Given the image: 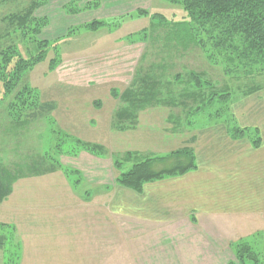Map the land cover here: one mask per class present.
<instances>
[{
    "label": "crops",
    "instance_id": "crops-1",
    "mask_svg": "<svg viewBox=\"0 0 264 264\" xmlns=\"http://www.w3.org/2000/svg\"><path fill=\"white\" fill-rule=\"evenodd\" d=\"M82 1L84 3L98 1L101 7L93 13L101 15L106 21H116L128 13L126 17H130L137 6L136 3H141L143 0ZM59 8L62 10L63 7L59 6ZM80 15L82 14L78 16ZM71 17L75 16L71 15ZM97 90L99 96L96 98L70 95L56 101L52 99L57 106L54 116L64 120L62 129L65 132L78 136L83 142L107 149L116 145L119 149L126 146L124 148L126 152H160V154L155 153L156 156L165 153L169 155L184 149L185 144L189 147L188 143L198 144L201 141L200 136L209 134L208 140L212 139L211 142L215 141L220 147L225 146V150L222 151L223 158L220 157L219 161L212 165L204 154L197 152L196 162L199 167L197 171L183 177L148 183L142 193L117 186L116 179L108 180V174L106 175L110 172L108 159L98 158L86 152H82L77 158H65L70 160L71 168H74L72 167L75 166L74 162L83 168L91 166L92 178L95 180H92L91 184L94 185L95 190H92V197L89 200L84 199V190L74 189L62 172L18 180L13 185L11 195L0 204V223L14 226L23 248L21 262L23 264H116V215L140 221L148 227H162L163 230L159 232L161 234L154 236L155 239L160 238L162 246L165 247L163 251H155L159 254L157 258H160V261L165 258L158 263L229 264L233 262L230 252L223 249V244L217 242L216 232L202 231L201 227H218L215 223L217 216L230 218L252 214L250 209L254 201L262 209L255 214L264 216V195L258 194L260 190L258 185L264 194V186H262L264 185V114L248 116L249 121H257L256 124L244 127L240 124L243 128L263 124V128L258 127L261 129L262 137V145L258 149H254L247 141L228 138L225 126H219L221 129L218 127L219 129L199 128L177 131L170 124V114L164 121L170 128L162 129L160 133L163 135L160 138L158 128L160 130L162 125L159 119L163 111H166L165 108L143 110L138 114L136 128L119 132L116 131L114 124L118 109L116 101H119L112 95L114 89L110 88L109 94L103 92L104 88L99 87ZM146 118L154 119L148 127ZM152 126L154 129H151ZM153 138L157 144L152 143ZM176 140L180 141L181 147L174 148ZM123 142L126 143L123 145ZM135 143L139 145L136 147ZM195 148L198 150L197 147ZM111 167L115 169L113 162ZM252 169H258L259 174H248ZM236 170L241 171L240 174H232ZM224 171L226 174L222 175L221 172ZM260 171L263 173L260 174ZM30 180H46L51 182V186L47 190L37 191L39 189L37 186L41 189L42 185L36 184L37 188L34 187L35 185L28 187L26 181ZM20 189L29 192H25L24 196L19 193ZM28 200H31V203L28 206L23 205ZM106 210L113 216L112 221L110 216L106 215ZM25 212H30L34 219H26ZM192 215H195L197 223L190 221ZM62 217L78 226L59 227ZM204 221L208 226L204 225ZM227 221L233 223V218ZM106 223H110L111 227ZM139 226L142 224L139 223ZM193 226L198 230L191 231L190 227ZM188 233L194 236L185 241L178 239V235L185 238ZM220 237L218 236V240ZM153 245L154 240L151 238L149 245L145 246L150 251L143 256L144 258L134 260V264H154L152 260L156 258L152 255ZM136 246L140 245L136 244ZM180 247L182 251L177 250ZM206 247L209 250H206ZM207 251L212 255L207 254Z\"/></svg>",
    "mask_w": 264,
    "mask_h": 264
},
{
    "label": "trees",
    "instance_id": "trees-1",
    "mask_svg": "<svg viewBox=\"0 0 264 264\" xmlns=\"http://www.w3.org/2000/svg\"><path fill=\"white\" fill-rule=\"evenodd\" d=\"M12 1L15 0H0V5ZM162 1L172 7H181L185 13H182L181 20L167 19L160 13L139 11L137 15L149 17L151 25L140 34L128 37L129 43L142 42L148 45L151 41L154 45L162 41L163 51L170 52L171 49L175 51L166 54L198 49L206 56L209 63L222 65L226 73L232 75H239L241 70L246 71L245 75L249 76L253 73L252 68L254 69L255 66L264 67V0ZM45 3L46 0H31L23 9L9 13L0 19V102L8 101L7 110L15 122L21 123L22 117L24 124L45 120L48 123L50 137L54 136L59 140V143L52 148L47 147L42 160L37 162L32 160L27 172L30 175L43 176L61 171L73 188L78 189L80 173L62 165L60 157L64 155L75 158L80 153L86 152L98 158H106L107 150L102 146L76 139L57 128L51 118V114L56 109L55 103L42 102L39 90L28 82L27 75L47 58L50 49L53 48L56 53L55 58L50 62V69L54 71L61 63L57 46H53L54 43L50 40L41 38L43 29L49 24L47 19H37L35 16L37 10L44 7ZM97 8V2L85 7V9L94 10ZM82 11L84 10L72 8L69 10L68 7L65 9L68 15ZM104 26L103 22H93L83 27L96 31ZM21 43L25 48L24 53L21 50ZM147 54L149 53L143 55L130 86L120 94L116 93V89L112 91L113 97L120 102L114 117L115 125H126L127 129L124 130H131L137 125L139 112L150 107L165 106L171 112L170 122L177 131H181L185 128L184 126L186 130L205 129L212 124L211 119L214 122L216 120L220 122L219 119L226 117L229 121L226 119L224 124L233 140L237 141L246 137L249 138L254 149L260 148L262 137L257 128H242L232 115L224 116L218 109L220 107L213 113H205L207 117L202 114L201 103L216 105L214 99L217 98L220 99L219 104L223 107V111H228L230 98L235 93V88L230 89L224 86L220 89L225 91L220 92L217 87L202 82V75L193 72L187 76L180 73L171 74L172 67H168L166 63H164L165 66L162 63L142 66ZM183 77L188 78V82L184 83ZM232 79L239 80V77ZM261 88L250 89L245 94L249 96ZM179 109L186 113L183 119L187 121V125L182 124L180 117L183 112ZM217 110L220 111L217 112ZM175 111H178L177 116ZM198 112L200 114L196 115ZM113 161L114 168L120 172L116 185L137 193H142L144 186L148 183L169 177L184 176L196 169L194 153L188 148L163 158L138 160L133 162L132 167L127 171L122 169V163L118 157ZM170 161L171 164L167 167L155 168V164H168ZM18 173L14 176L0 162V204L11 195L13 185L23 178L24 174L18 175ZM14 232V226L0 223V248L5 249L7 264H22L21 242L13 241ZM249 248L244 243L232 247L236 263L229 264H247V261L259 264L262 260L264 263L259 253L250 252Z\"/></svg>",
    "mask_w": 264,
    "mask_h": 264
},
{
    "label": "rangeland",
    "instance_id": "rangeland-1",
    "mask_svg": "<svg viewBox=\"0 0 264 264\" xmlns=\"http://www.w3.org/2000/svg\"><path fill=\"white\" fill-rule=\"evenodd\" d=\"M30 1L31 0H15L0 5V19L9 13H13L20 9H23L30 3ZM95 2L98 3L97 10H99L101 4L98 1ZM90 3H84L82 0H46V5L37 10V12L35 13L37 19H47L49 24L43 29L41 38L50 40L54 43L53 46H57V52L61 59L59 67L52 71L50 69V62L56 56L55 50L52 48L48 51L47 58L44 61L40 62L36 67H34L33 71L27 75L29 84L39 90L42 102L49 103L52 102V99H55L56 101V99H63V97L70 95H81L87 96L88 98H96L97 96H99V90H97L99 87L105 89V91H103L105 92V94H109L110 88H113L114 90L116 89V93L120 94L125 89H127L132 83L135 71L140 65L143 55L145 53H149L147 54V57L144 60V64L142 66H148L149 64L156 63H162V65L165 66L164 63H166L168 67H172L170 69L171 74L180 73L184 76H187L190 72H193L202 75V82H207L209 83V85L217 87L220 92L225 91L224 89H220L224 86H228L230 87V89L235 88V93H233V96L230 98L231 107L229 104L228 111H223V107L219 104V98L214 99L213 97L216 105L211 103L204 105L203 103H201V111H203L202 114L204 117H207L205 113H213L215 112L216 108L220 107L218 109L221 110L224 116L232 115V117L238 123L240 122L239 124L244 127L257 123V121H249L250 119L248 118V116L253 114L258 115L259 113L264 114V67L255 66L254 69L252 68L253 73L249 74V76L245 75L246 71L244 72L241 70L239 71V75H232L226 73V70L222 65H214L209 63L206 56L198 49H193L191 51L185 52L181 50V52L178 54H166L168 51H163L162 45H164V43L162 41H160L159 44L155 43L154 45H152L151 41L148 45L142 42H135L132 44L129 43L128 37L140 34L141 31H143L144 29H148L151 25V19L149 17H140L137 15V12L148 11L151 14L160 13L167 17V19H174L175 21H180L182 18V13L185 14L184 11L181 10V7H172L169 4L163 2L162 0H143L141 3H136L137 6H134V11L132 12V15L130 17H126L129 15L128 13L127 15L116 19V21H106L105 19L101 18V15L93 13L96 10L85 9L86 5ZM59 6L63 7L62 10L59 8ZM66 7H68L69 10H71L72 8L73 10L82 9L84 11L72 15L75 17H71V15L65 14ZM57 9L58 12L56 13ZM79 14L82 15L78 16ZM93 22H103L105 23V26L101 27L99 30L96 31H91L83 27ZM21 50L23 53L25 52V48L22 43ZM172 50L173 49L169 50L170 52L168 53L175 52ZM236 76L239 77V80L232 79ZM183 79L184 83L188 82V78L183 77ZM257 87L263 88H261V90L254 94L246 96L250 89H254ZM7 104L8 101L0 102V162L2 163V165L4 164V167H6L14 176L19 171L20 172L18 173V175L24 174L23 178L21 179L42 177L30 175V173L27 172V168L28 166H31L30 162L32 160L37 162L43 156H45V152H47V149L52 148L53 145L58 144L59 140L54 136L50 137V134L48 133V123L43 119L37 120L35 122L30 121L28 122V124H24L22 117L20 118L21 123L15 122L14 119H11L9 115V111L7 110ZM116 106V108L120 107V102L118 100L116 101ZM152 108L156 107H150L149 110ZM163 108H165V106ZM164 110L166 111H163L162 115L160 116L161 119H159V123L162 125V128L160 130L158 128V136L160 138H162L163 135L162 133H160L162 132V129L166 127L170 128V126L165 124L164 121L166 120L167 115H169L171 112L170 110L168 111L167 108H165ZM220 110H217V112H219ZM144 111H146V109ZM179 111L183 112L182 109H179ZM54 112L53 114H51V118L54 120L56 124L55 126H57V128H59L60 130L64 131L62 129V123L64 120L62 121L60 117H55ZM175 112V115L177 116L178 111ZM199 114L200 112H198L196 115ZM185 116L186 113L183 112L180 117L183 125H187V121L183 119L185 118ZM226 119L229 121V119L226 117L219 119L220 122L217 120L214 122V120L211 119L210 123L212 124H210V126H207V128L219 129L221 126L226 127V125L224 124V121ZM152 120L154 119L146 118L147 127L150 125ZM170 124L173 125L172 123ZM125 126L126 125L122 126L116 124V131L124 132V129H127ZM184 127L186 128V126ZM258 127L263 128V124L253 128H257L260 131L261 129H259ZM185 128H182V130L187 129ZM145 129L147 130V128ZM151 129H154L153 126ZM227 134L228 138H230L228 130ZM73 137L81 140L78 136ZM209 137V134H205V136H200L201 141L198 144H196V142L193 144L188 143L189 147H187L186 144L184 145V148H188L194 153L195 162L197 160L196 156L199 152L200 154H204L205 157H207L208 160L212 162V165L219 161V158L223 156L222 151L225 150V146H218L214 140V142H211L212 139L208 140ZM153 139L154 140L152 141V143L157 144L155 138ZM240 140L247 141L251 144L249 138L243 137ZM124 143L126 142H123V145ZM135 145L137 147L139 143H135ZM125 147L126 146H124L122 149H119V146L116 147V145L115 147L110 149L104 147L107 150V157L104 159L109 160L108 164L110 172L108 171L109 173H106V175L108 174V180L112 181L113 179H117L120 175L119 171L111 167V163H114L113 160L117 157L122 163V169L124 171H127L132 167L133 162H136L138 160L150 158H163L165 156H168L166 153L161 154L160 156H156L154 154H160V152L153 153L150 151L137 153H134V151L126 152V149H124ZM176 147H181L179 140H176L174 148ZM195 147H197L198 150ZM118 152H121V154H119ZM129 154L130 158H128ZM79 155L77 157H79ZM65 158L68 157L62 155L60 157V161L62 165L68 167L70 164V160H65ZM170 164L171 161L168 162V164L158 163L155 164V168L160 169L163 167H167V165ZM74 165L76 167L72 166L74 167L72 169L80 173V180L78 184L79 187L77 190L80 191L82 188L84 190L85 195L87 194L86 197L84 196V199L89 200L92 197V190L95 188L93 187L94 185L91 184V181L93 180V172L90 168L91 166L88 165L83 168L79 166V164L76 162H74ZM195 165L196 169L194 171H197L199 168L197 162ZM69 168L71 167L69 166ZM257 171L259 170L252 169L249 170L248 174H259ZM57 172L61 171H56L54 173ZM235 172L232 174H240L241 171L236 170ZM261 173L263 172L260 171V174ZM221 174L224 175L226 173L224 171L221 172ZM178 177L183 176L169 177L166 179ZM26 182L28 184V187H31L33 185H35V188L38 187L39 189H37V191L43 189L47 190L51 186V182L46 180H30ZM103 183L105 182L103 181ZM36 184L42 185L41 189ZM258 188L260 189L258 194L264 195L259 185ZM20 190L21 191H19V193L23 194L24 196L26 195L25 192H29V190L25 189ZM30 203L31 200H28L27 202H24L23 205L26 204V206H28ZM23 207L26 209L25 206ZM261 210L262 209H260V206L256 205L254 201L250 209V212H252V214H243L244 216H234L230 218L217 216L215 217V223L218 227H201V229L202 231L211 230L216 232L217 242L223 244V249H225L228 253L230 252V254L232 255V261L234 263H236V258L231 250L232 247H235L240 243L248 245L250 247V252L259 253V256L264 259V216H261L262 214H255L260 212ZM6 211L7 210H4V212ZM106 215L110 216L111 221L114 219L113 216H111L110 211H107ZM19 217L21 219V215ZM24 217L28 220L34 219L30 212H25ZM232 218L233 223L227 221V219L232 220ZM190 221L192 223H197L195 215L190 216ZM139 223H141L142 226H139ZM206 223L207 222L204 221V225L208 226L206 225ZM257 224L258 227H256ZM106 225L108 227H111L110 223H106ZM115 225L116 264H134V260L138 261L139 258L146 256L145 254L149 252L150 249L146 248L145 246L149 245L151 238L154 240V248L152 255L154 256V258H156L152 260V262L154 264H161L158 262H161L165 259L162 258V260L160 261V258H157V255L159 254H156L157 252L155 253V251H163L165 248L162 246L160 238H154V236H158L161 234L159 232L163 230L162 227H148L147 224H144L140 221L138 222L130 220L127 217L117 215ZM67 226L77 227L78 225L75 223L71 224L68 220L66 221L65 218L62 217L59 227ZM164 228L167 229V227ZM190 228L191 231H193L194 229L198 230V228L194 226ZM192 236H194V234L192 233H188V235H185V238L183 236L178 235V239H180V241H185L186 239H189ZM218 236H221L220 240H218ZM14 237V242H20L16 231L14 232ZM136 244L140 246L137 247ZM205 249L209 250L208 247H206ZM177 250L182 251L183 249L180 247ZM21 251H23L22 244ZM190 251L193 252V250ZM206 253L212 255L209 251H207ZM148 256L150 255L148 254ZM251 257L254 256L251 255ZM6 260L7 259L5 258V249L0 248V264H7ZM247 264L256 263L247 261ZM259 264H264L263 260L262 263Z\"/></svg>",
    "mask_w": 264,
    "mask_h": 264
}]
</instances>
